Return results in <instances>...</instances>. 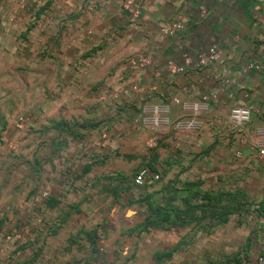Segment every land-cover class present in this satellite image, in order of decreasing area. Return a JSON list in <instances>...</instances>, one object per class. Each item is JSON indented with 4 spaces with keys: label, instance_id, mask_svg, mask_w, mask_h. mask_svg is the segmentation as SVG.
<instances>
[{
    "label": "crops",
    "instance_id": "obj_1",
    "mask_svg": "<svg viewBox=\"0 0 264 264\" xmlns=\"http://www.w3.org/2000/svg\"><path fill=\"white\" fill-rule=\"evenodd\" d=\"M125 1L0 0L1 264H156L164 252L140 228L155 202L180 224L189 194L226 177L248 194L250 175L264 179L252 148L264 128V0H136L137 18ZM175 19L182 30L163 35ZM213 44L218 59L199 67ZM135 56L152 62L137 70ZM168 62L185 72L168 73ZM202 96L203 128H176ZM242 104L254 109L242 131L216 123ZM149 165L162 181L138 190ZM262 233L259 220L246 264L264 254ZM181 237L175 227L163 235L172 256L184 254Z\"/></svg>",
    "mask_w": 264,
    "mask_h": 264
},
{
    "label": "rangeland",
    "instance_id": "obj_2",
    "mask_svg": "<svg viewBox=\"0 0 264 264\" xmlns=\"http://www.w3.org/2000/svg\"><path fill=\"white\" fill-rule=\"evenodd\" d=\"M10 13L8 19L14 23L17 11L12 8ZM239 184H242L241 178H221L219 188L209 195V199L199 200L202 195H196L190 204H198L200 209L191 213L187 220H181L178 226L163 225L161 220H156L150 228L155 236L153 243L156 252H164L157 257L156 264H246L248 257L242 256V252L250 246L249 238H256L259 220H264L261 217H264V179L258 180L250 175L244 181L250 186L248 194L235 190ZM159 204H162L161 200L154 203ZM219 211L226 212L224 217L217 215ZM136 214H140L139 219L144 216L139 207ZM172 227L182 233L178 243V248L184 251L182 256L169 254L167 250L171 245L162 241L166 230ZM258 242L264 245V233L259 236Z\"/></svg>",
    "mask_w": 264,
    "mask_h": 264
},
{
    "label": "built area",
    "instance_id": "obj_3",
    "mask_svg": "<svg viewBox=\"0 0 264 264\" xmlns=\"http://www.w3.org/2000/svg\"><path fill=\"white\" fill-rule=\"evenodd\" d=\"M122 8L124 11L128 12L132 18H137L142 10V5L137 3L136 0H126ZM201 15H205L204 10L201 12ZM183 25L179 19L170 20L165 22L161 27L160 31L165 36H174L177 32L182 30ZM219 57L218 48L215 44L211 45L210 48L203 54L198 57V66L206 67L213 62H215ZM152 60L150 56H135L131 63L137 70H143L151 64ZM166 71L170 74H183L185 72V66L179 65L174 62H168L166 64ZM260 70V65H249L248 69ZM208 96H202L200 103L192 104L189 109L191 111L192 117L186 121L177 122L176 128L190 130V131H199L203 128L204 122L198 117L201 109L207 108V103L209 102ZM254 112V109L246 105H237L231 108L228 117L225 120L218 119L216 123L218 125L224 124L226 128L231 132L242 131L243 128L250 122L251 116ZM256 135L260 138L255 142L252 148L255 151L256 158L261 162L264 168V128L257 129ZM238 157L241 155L240 152L236 154ZM159 179V175L151 171L148 167L140 169L133 180V183L137 187H142L145 185H151ZM48 192L43 191L32 199V204L34 207H39L47 199ZM13 236H17L16 234ZM6 240H10L11 236H7ZM4 249L0 248V254L3 255ZM1 264V260H0ZM256 264H264V254L259 255L256 258Z\"/></svg>",
    "mask_w": 264,
    "mask_h": 264
},
{
    "label": "trees",
    "instance_id": "obj_4",
    "mask_svg": "<svg viewBox=\"0 0 264 264\" xmlns=\"http://www.w3.org/2000/svg\"><path fill=\"white\" fill-rule=\"evenodd\" d=\"M148 167H149L150 170L153 169L152 168V165H149ZM161 181H162V178L159 176V179L156 182H154L153 184H151V185H145V186H142V187H137L136 186L135 188L138 189V190H141V191L142 190H146V189H155V188H157L156 187L157 184H159ZM212 193H210V194H203L201 192H196L195 194L192 193V194H189L190 195L189 196V200L191 198L192 199H195L196 195H198V194H201L202 195V196H200L198 198L199 200L209 199V197H210L209 195H211ZM198 202L200 203L201 201H198ZM190 203H191V200L190 201L187 200V202H186V208L185 209H182L181 211L178 209V210L175 211V215H176L177 218L180 217V214L185 215L188 218V216L191 213H193L194 211H197V210L200 209V207H199L198 204L191 205ZM50 205H53V204L50 203L49 206ZM262 209L264 210V207ZM148 210L150 212H148V214L145 216L144 222L140 226V228L142 230H146V229L151 228V226L156 222V220H159V221L161 220V223L163 225H168V226H178V225H180L179 223L174 222L175 220H171V223L172 222L173 223L172 224H168V222H169V220H168L169 219L168 218L169 217V214L166 213V216H164L165 215L164 214L165 212H163V205L162 204L153 205L152 207H149ZM225 214H226V212H222L221 213L220 211H219V213H217L218 216L223 215V217H224Z\"/></svg>",
    "mask_w": 264,
    "mask_h": 264
}]
</instances>
